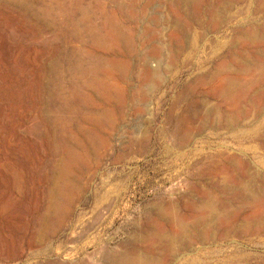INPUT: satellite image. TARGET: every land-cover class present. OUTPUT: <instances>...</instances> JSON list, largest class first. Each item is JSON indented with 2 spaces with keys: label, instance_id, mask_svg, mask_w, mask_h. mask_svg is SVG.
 I'll list each match as a JSON object with an SVG mask.
<instances>
[{
  "label": "rangeland",
  "instance_id": "obj_1",
  "mask_svg": "<svg viewBox=\"0 0 264 264\" xmlns=\"http://www.w3.org/2000/svg\"><path fill=\"white\" fill-rule=\"evenodd\" d=\"M188 1L0 0V264H117L209 195L173 264H264V0Z\"/></svg>",
  "mask_w": 264,
  "mask_h": 264
},
{
  "label": "bare ground",
  "instance_id": "obj_2",
  "mask_svg": "<svg viewBox=\"0 0 264 264\" xmlns=\"http://www.w3.org/2000/svg\"><path fill=\"white\" fill-rule=\"evenodd\" d=\"M171 1H173L175 3L177 2V0H171ZM182 3L188 4L189 1L183 0ZM210 4H211V2H210ZM183 13H185V12H183ZM202 14H203V11H202ZM223 20H224V17H223ZM226 20H228V19H226ZM262 28H263L262 30L264 32V27H262ZM184 38H185V40L187 39V37H184ZM252 38H255L254 32L252 33ZM235 48H237V47L235 46ZM241 65L243 67H245L246 69L250 68V69L256 70L262 76H264V60L262 61V60H258V59H254V58H251V59L244 58ZM156 78H157V76L155 75L154 79H156ZM231 87H232V84L228 83V82L225 83V85L222 87L219 97H221L224 101L234 102L237 100V97H235L233 95V93L231 92ZM218 101H220V100L218 99ZM263 109H264V107H263ZM263 109H262V112H263ZM260 117H261V115H260ZM218 119H217V115H216V120L218 122H221L224 126L228 127V129H234L237 126H240V125H238L236 120H233L232 116H229V115H222L221 119L220 118H218ZM228 131H227V133H228ZM196 136H197V134H196ZM193 139H194V137H193ZM257 139H258V136L256 133L253 135V140L256 141ZM258 142H259V140H258ZM226 164H229V163H226ZM58 170L59 171L57 172V176L55 177L56 179L54 181L55 190L58 189V184H61V181H63L65 179V175H64V172L62 171V169H58ZM238 190L240 191V198L242 200H245L248 203H253L256 201L264 202V176L263 175H251L247 179V184ZM221 192H225L228 195H230V199H232V198L237 199V196H238V193L236 194L237 189H229L226 186H223L221 188ZM212 198L213 197L211 195H209L208 199H206L204 201L202 200L201 203L199 204V206H196V207L190 206L189 209H190L191 214L188 216H180L179 217L176 213H173V210H170L171 214H169V215L163 214L164 221H166V223L170 227V233L169 234L163 235L164 233L162 234L161 232H159V233H161V235H156V234L152 235L151 234L150 245L147 249H144L143 252H138L136 254L116 255L114 257H111V259H113L112 261H115L117 264H173V263L179 262L183 256H185L187 253L193 251V248L196 244L203 243L206 240L212 238L213 236H211V232H213V230H215L217 225H219L218 223L225 222V219L227 218V216L226 215H218L219 213H217L211 205ZM53 205L54 204H51L50 207L52 208ZM222 209H224V208L222 207ZM49 210H51V209H49ZM229 213H232L231 214L232 217H236L235 213H233V211L229 212ZM100 215L102 217V216H104V213L102 212V213H100ZM231 229H233V228H231ZM228 230H229V227H228ZM183 264H198V263L194 259H190L189 261H186Z\"/></svg>",
  "mask_w": 264,
  "mask_h": 264
}]
</instances>
